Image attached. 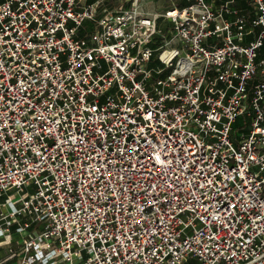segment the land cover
<instances>
[{"label":"built area","instance_id":"obj_1","mask_svg":"<svg viewBox=\"0 0 264 264\" xmlns=\"http://www.w3.org/2000/svg\"><path fill=\"white\" fill-rule=\"evenodd\" d=\"M105 1L0 2V264H264V0Z\"/></svg>","mask_w":264,"mask_h":264},{"label":"crops","instance_id":"obj_2","mask_svg":"<svg viewBox=\"0 0 264 264\" xmlns=\"http://www.w3.org/2000/svg\"><path fill=\"white\" fill-rule=\"evenodd\" d=\"M6 0H0V2H3ZM96 0H94L95 2ZM173 1V2H172ZM194 0H144L143 1V10L148 13H163L168 8L172 6L174 3L176 6L180 7V5H188L190 2ZM229 2L231 0H219L217 5L224 2ZM91 2V0H87V3L91 4L94 3ZM232 7L238 9L245 15L251 19L254 16V5L252 0H235V3L232 4ZM159 24L162 28H169L170 24H168L163 19L159 20ZM251 38V37H250ZM9 255V246L5 245L4 247L0 248V260L3 258H6ZM12 264H15L12 262Z\"/></svg>","mask_w":264,"mask_h":264},{"label":"rangeland","instance_id":"obj_3","mask_svg":"<svg viewBox=\"0 0 264 264\" xmlns=\"http://www.w3.org/2000/svg\"><path fill=\"white\" fill-rule=\"evenodd\" d=\"M110 3H111V7L113 8V7H117V6H128L129 4H130V2L128 3V2H123V0H110L109 1ZM157 41H159V37H157ZM157 55L158 54H156L155 55V57H154V59H153V61H152V63L150 64V67H152V66H156V64L158 63V59H157ZM170 71H171V69H167V70H165L164 71V73L160 76V77H165V76H167L169 73H170ZM154 77L156 78V77H158V75H156V74H154ZM188 264H198L197 263V261L196 260H193V259H191L190 260V262L188 263Z\"/></svg>","mask_w":264,"mask_h":264},{"label":"trees","instance_id":"obj_4","mask_svg":"<svg viewBox=\"0 0 264 264\" xmlns=\"http://www.w3.org/2000/svg\"><path fill=\"white\" fill-rule=\"evenodd\" d=\"M110 0H107V1H105V4L109 7V8H112L111 7V3L109 2ZM91 2H94V0H91ZM185 6H187V5H185ZM184 5H180V7H185ZM260 56H264V47H262L261 48V50H260ZM260 79V77H257L256 79H255V82L257 81V80H259ZM243 118H241V119H239L238 121H237V123L235 124V129H238V128H240V127H242L243 125Z\"/></svg>","mask_w":264,"mask_h":264}]
</instances>
